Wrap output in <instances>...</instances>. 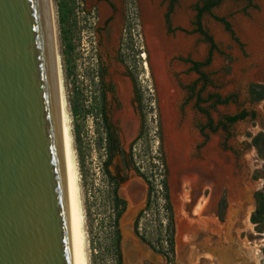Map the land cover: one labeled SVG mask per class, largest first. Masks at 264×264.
Segmentation results:
<instances>
[{
    "label": "rangeland",
    "instance_id": "1",
    "mask_svg": "<svg viewBox=\"0 0 264 264\" xmlns=\"http://www.w3.org/2000/svg\"><path fill=\"white\" fill-rule=\"evenodd\" d=\"M113 1L119 6L118 0ZM145 1L154 3V0H139V5L136 2L135 6L131 0L124 1L125 26L118 23L112 26L110 38L95 51L92 25L95 19L87 11L91 1L52 0L60 73L70 116L72 151L75 150L73 157L77 162L76 173L79 174V200L81 209H84L87 264H115L109 194L101 171L104 153L98 136L99 124L91 106L97 83V55L101 57V62H108L110 79L116 84L126 110H122L121 119L123 128L128 132H134L137 115L126 106L130 85L125 71L133 74L142 93L145 136L140 138L137 146L138 166L147 171L148 166L151 169L161 166L160 160H163L174 212L175 262L264 264V211L256 222L250 221L255 210V192H259L258 198L264 208V144L259 136L264 132V0H221L211 7L210 13L201 14V26L215 44L208 63L199 67L206 76V82L189 70L188 63L177 59L190 56L203 61L207 56L208 43L200 34L191 32L193 26L188 22L193 18L192 5L197 0H174L170 15L171 30L167 29L163 18L166 0H158L156 4L161 20L160 29L156 32L169 83L164 93L158 88L145 40L141 6ZM60 13L63 15L62 22L58 21ZM180 13L184 21L178 23L176 17ZM212 15L229 21L237 41ZM250 32L258 33L262 39L261 58L247 50ZM179 36L186 38L184 51L177 43ZM192 84L194 88L191 91L188 87ZM250 84H257L256 89L262 91L261 99L250 98ZM208 94H215L221 100L228 97V101L214 103L213 97L207 99ZM196 95L202 100L199 106L208 111L216 128L213 132L204 128V135L199 128L205 125L206 117L194 107ZM256 96L258 93L253 94V97ZM240 109L253 112L254 119L246 117L226 129L218 125L223 116ZM168 110L171 111L169 115ZM75 132H78V137H75ZM174 134L184 136L185 141L180 148L183 156L172 151L171 146L176 141ZM158 179L155 176V184ZM126 185L140 203L145 190L142 180L130 176ZM121 191L122 195L129 197V193L124 192L125 188ZM177 217H185L188 226L181 237L184 242L190 241L182 249L177 248ZM124 237L125 240H121L124 264L163 262L161 256L152 253L134 236ZM124 241H128L129 248L137 253L129 257L130 250L125 247Z\"/></svg>",
    "mask_w": 264,
    "mask_h": 264
},
{
    "label": "water",
    "instance_id": "2",
    "mask_svg": "<svg viewBox=\"0 0 264 264\" xmlns=\"http://www.w3.org/2000/svg\"><path fill=\"white\" fill-rule=\"evenodd\" d=\"M0 264H76L44 0H0Z\"/></svg>",
    "mask_w": 264,
    "mask_h": 264
},
{
    "label": "flooded vegetation",
    "instance_id": "3",
    "mask_svg": "<svg viewBox=\"0 0 264 264\" xmlns=\"http://www.w3.org/2000/svg\"><path fill=\"white\" fill-rule=\"evenodd\" d=\"M89 1L91 2L89 4L87 11L90 14H92V17L95 19L92 22V25H93L94 50L96 51L97 48H101L104 42L108 38H110L111 35L110 30L112 26L116 25L117 23L120 26H125L126 15L124 14V1H129V0H118L119 6H117L113 0H89ZM131 1L135 6H137L136 2H138L139 5V0L137 1L131 0ZM173 4H174V0H166L165 12L163 14V18H164L165 26L167 27L168 30H171L170 15L173 12ZM200 5L201 4L199 3V0H197L192 5V10L194 11L193 18L188 20L190 25L193 26L191 32H195L193 31L195 28V24H194L195 15H196V10L197 8L200 7ZM118 15L120 17L117 19ZM175 17L173 18V20L175 19ZM181 21H184V16L182 13H180V22ZM177 29L179 31L187 33V31L183 30L182 28H177ZM187 58L192 62H198L197 60H194L190 56H186L184 58L178 57L177 59L182 61L183 63H188L189 70H191L190 69L191 64L189 62L184 61ZM100 59L101 57L97 55V59H95L97 62V67L95 72L97 83L95 84L96 90L94 93L93 102L91 106L93 105L92 107L93 114L95 115V119L96 121H98L99 124L98 136L100 137L101 147L104 153V156L101 160V171L105 176L106 187L109 194L108 207H109V214L111 217V233L112 235L118 234L119 236L117 243L120 250V257H119V263H116L115 261V264H124L122 248H121V240H125L126 237L124 236L129 237L130 235L137 238L138 241L142 245H144L148 250H150L152 253H156L162 257L163 262L157 264H177L174 258L175 257L174 250L172 254L173 258L170 261L164 256L163 253L153 251L146 243H144L137 237V234L148 232L147 228L145 229L144 226L145 220L143 218L144 217L143 214L147 211L146 207L151 197V187L153 185H155L156 187L154 180H155V176H157V174L154 171L155 169H151L150 166H148L147 171H145L143 167L138 166L139 150L137 146L140 138H143L145 136L144 114H143L144 105H143L142 93L140 92L139 87L137 86L133 74L129 70L125 71V75L127 76L130 85V98L127 102L128 104L126 103V106L130 107V111L132 113H135V115H137V126L134 132H128L126 128H123L122 119H121L122 110H124L123 112H125L126 110L124 109V105H122L121 103L118 89H116L115 87L116 84L112 83L110 79L108 62L106 60L105 62L104 61L101 62ZM196 74L198 75V73ZM248 94L252 100H255L253 94L249 93V86H248ZM239 112H244L243 118L239 120H243L246 117H249L248 119L250 120L254 119L253 112L249 113L244 109H240L234 114L223 116L220 121L225 125H227L228 127L231 124L228 125V123L225 121L224 118L227 116L235 115ZM205 117L207 123V116L205 115ZM208 118L210 119V126L215 128V126L213 125V120L209 116V113H208ZM206 123L203 127L199 128V131L201 132L202 135H204L202 133L204 128H208V130L212 132L215 131L209 129V127L206 126ZM263 135L264 132L259 135L262 138V141H263ZM130 176L139 177L145 186L144 198L140 203L136 200V198L132 196L131 194L132 192L126 187L127 186L126 182L128 181ZM123 188H125L124 192L129 193V197L127 195H126L127 197L122 195L121 190ZM136 221H137V225L135 226ZM157 231L161 234L164 232V228L154 229V232ZM127 246L130 247L129 245ZM155 246L156 248H159L158 245L155 244ZM162 246H163L162 249H164L165 244H162ZM143 264H156V263L145 261Z\"/></svg>",
    "mask_w": 264,
    "mask_h": 264
},
{
    "label": "bare ground",
    "instance_id": "4",
    "mask_svg": "<svg viewBox=\"0 0 264 264\" xmlns=\"http://www.w3.org/2000/svg\"><path fill=\"white\" fill-rule=\"evenodd\" d=\"M157 1L158 0H154V3H150V2L145 1V2H142V5L141 4L140 5L142 6V14H143V18H144V19L143 18L142 19L144 20V32L146 35L145 40H146L147 46H148L150 53H151V54H149L150 55V64L153 68L158 88L162 93H164L168 89L169 83L167 81L166 74H165L166 71H165V64H164L165 63L164 62V55L161 52V45L159 44L160 42L158 41L157 32H156L157 30L160 29V20H161V12H159L160 9L157 7V4H156ZM44 7H45V14H46L49 52H50L51 66H52V72H53V79H54V84H55V93H56V99H57L62 141H63V149H64V156H65L68 184H69V190H70L71 205H72L73 232H74V245H75V261H76V264H87L86 255H85L86 251L84 252L85 242H86L85 236H84L85 230L83 231V229H84V227H83L84 217L83 216L84 215L82 212H84V209H81L80 200H79L80 199L79 198L80 193L78 192V183L79 182H77L78 181L77 176L79 174L77 175V173H76L77 170H76L75 164L77 162L75 163L74 157H73V151H75V150L72 151V140H71L72 137H71V132H70L71 126H70V118H69L70 116H69V112H68L69 109L67 107L66 97L64 94V88L62 85V77H61V73H60V61H59V56H58V49H57L58 47H57V40H56L55 14H54V8H53L52 0H44ZM176 19H177L176 21L179 23L180 22V15H178V17ZM248 29H249V27H248ZM159 32H161V30ZM163 36H164V34H163ZM185 39L186 38H183V37L180 38V36L177 39V43L180 44L181 50H184L186 48L187 42ZM248 41L250 44H249V48L247 50H249L251 53H253L256 56H260V58H261V56H263L260 54L261 53L260 52V45L262 44L261 43L262 39L258 35V33L250 32L249 36H248ZM165 49H167V48L165 47ZM261 50H263V49H261ZM167 112L169 115L171 111L168 110ZM172 115H173V113H172ZM170 127H171V125H170ZM184 134L186 135V133H184V131H183V135ZM173 139L176 141L173 143V145L171 144L172 145L171 146L172 151H174L175 153H180V148L182 147V145L185 141L184 136L181 137L180 134H174ZM172 155H173V153H172ZM180 156H183V154L180 153ZM82 208H83V205H82ZM182 214H184V213H182ZM184 218L177 217V222H176V224H177L176 225L177 226V234H176L177 239L176 240L178 243V246H177L178 249H182L183 246H185V244L188 241H190V239H188L187 241L184 242L183 238L181 237V234L188 228L187 223H186L187 221ZM189 227H191V226H189ZM197 240H199V239H197ZM127 242L128 241H124L125 247H128L127 245H129ZM192 245H191V247H192ZM202 245L203 244H201L200 246H202ZM197 246H198V244H197ZM127 249L130 250V253L128 252L129 257H131V255L133 256L134 253L135 254L137 253L135 250H133L129 247Z\"/></svg>",
    "mask_w": 264,
    "mask_h": 264
},
{
    "label": "trees",
    "instance_id": "5",
    "mask_svg": "<svg viewBox=\"0 0 264 264\" xmlns=\"http://www.w3.org/2000/svg\"><path fill=\"white\" fill-rule=\"evenodd\" d=\"M221 0H201V5L199 8L196 10V15H195V28L193 31L197 32L200 34L204 40L208 43V52L205 60L203 61H198V62H192L188 58L185 59L184 61L189 62L191 64L190 69L193 70L194 72L198 73L199 78L202 79L204 82H206V76L201 70H199V67H202L206 65L209 61L210 58V53L211 51L215 48V44L211 38V36L203 29L200 23V18L201 14L203 12H208L210 13L211 7L216 6ZM213 18L217 21H219L224 29L228 31L233 38V40L237 41V39L234 37L233 30L231 29L229 21L225 17L221 16H215L212 15ZM58 21L62 22L63 21V15L60 13L58 16ZM193 85H190L188 88L192 91L193 90ZM257 84H251L249 85V93L254 94L258 93V96L254 97L255 100L261 99L262 98V91L257 90ZM211 97L214 98V103H226L228 101V97L225 98L224 100H221L217 95L215 94H208L207 99H210ZM202 100L196 96L195 97V102H194V107L201 113H204L207 116V123L206 126L209 127L211 130H215V128L210 126V119L208 118V113L207 110L200 107L199 103ZM244 116V112H239L235 115L227 116L225 117V121L229 124H233L239 119H242ZM218 125L222 129H226L227 125L219 121ZM75 137H78V132L74 133ZM77 135V136H76ZM263 144H264V135H263ZM160 165L161 166H155V173L159 177L158 182L155 185L151 187V197L149 200V203L146 207V212L143 214L144 218V226L145 229L147 228L146 233H141L137 234V237L146 243L153 251L155 252H160L163 253L164 256L168 260H172V254L174 250V212L173 208L171 205L170 197H169V192H168V186H167V181H166V170L165 166L163 165V160H160ZM259 192H255L254 197H255V210L252 212L250 216V221L251 222H256L257 217L259 216L260 213H263L264 208L262 207L261 202L259 201ZM160 215V216H159ZM163 219H162V218ZM220 218V214H219ZM137 225V221L135 222V226ZM158 228H164L163 233L154 232V229ZM118 234L113 235V253H114V261L116 263H119V257H120V250L118 247ZM156 245H158L159 248H156ZM162 244H165L164 249H162Z\"/></svg>",
    "mask_w": 264,
    "mask_h": 264
}]
</instances>
